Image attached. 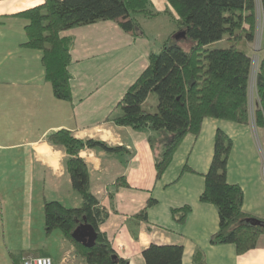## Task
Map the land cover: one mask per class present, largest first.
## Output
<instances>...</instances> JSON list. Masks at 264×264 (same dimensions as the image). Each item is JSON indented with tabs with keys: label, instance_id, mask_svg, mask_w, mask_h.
<instances>
[{
	"label": "crops",
	"instance_id": "crops-1",
	"mask_svg": "<svg viewBox=\"0 0 264 264\" xmlns=\"http://www.w3.org/2000/svg\"><path fill=\"white\" fill-rule=\"evenodd\" d=\"M43 1L0 0V264H21L28 255H48L53 264H85L59 229L49 235L44 230L46 200L66 206L80 202L65 166L67 154L46 140L48 133L60 128L77 138L120 148H83L79 155L88 167L91 192L108 212L99 228L128 264H145L142 251L151 243L182 245V264H264V232L255 247L240 254L232 243L210 244L218 228V212L214 204L199 199L219 128L232 140L226 179L242 188L243 211L264 218V127H256L252 119L238 123L204 118L199 134L182 138L156 179L148 132L106 120L110 112H120L114 109L117 101L147 66L150 51H156L145 32V17H161L166 25L173 24L161 38L162 44L177 29V14L167 0H149L155 14L138 16L139 34L127 33L111 20L61 32L73 39L70 100L54 95L45 78L41 50L24 46L27 20L18 13ZM260 13L259 38L256 6L254 39H240L252 58L251 73L253 56L257 57L254 73L264 56L261 9ZM232 40L226 35L212 45L227 46ZM181 45L189 47L188 41ZM251 81L250 105L254 107L257 96ZM159 147L155 146V152ZM184 165L189 169L182 170ZM116 181L126 184L116 186ZM149 199L154 201L146 206ZM184 206H190V211L180 223L171 210ZM196 252H201V263L194 259Z\"/></svg>",
	"mask_w": 264,
	"mask_h": 264
},
{
	"label": "trees",
	"instance_id": "trees-1",
	"mask_svg": "<svg viewBox=\"0 0 264 264\" xmlns=\"http://www.w3.org/2000/svg\"><path fill=\"white\" fill-rule=\"evenodd\" d=\"M167 2L177 14V29L171 36L178 34L177 38L187 40L189 47L184 48L176 40L173 43L166 40L159 50L150 51L147 66L127 86L114 107L120 112H110L106 117L116 125L148 132V142L154 149L156 179L170 163L182 138L188 133L199 134L204 118L238 123L250 120L252 58L235 40L252 41L256 30L257 0ZM259 4L264 21V0H259ZM140 14H155L149 0H44L18 13L27 20L24 46L41 50L45 78L51 83L54 95L66 100L71 99L68 66L73 39L61 32L111 20L125 32L139 34L142 32ZM226 35L233 39L231 44L211 47ZM253 84L257 104L253 107L252 119L256 127H264V56L254 73ZM152 93L157 97L155 110L143 106ZM46 140L62 147L67 154L65 166L80 202L66 206L58 200H46L43 206L45 234L59 229L85 264H128L116 254L99 228L108 212L91 192L88 167L79 155L83 148L105 151L120 148L97 139L77 138L65 128L48 133ZM157 143L160 147L155 152ZM231 148L232 140L218 128L199 199L214 204L218 212V228L209 243H232L240 254L256 246L264 232V218L243 211L242 188L226 179ZM188 169L184 165L182 170ZM119 184L126 183L115 182L116 186ZM153 201L149 199L146 206ZM189 211L190 206H184L173 208L171 213L181 223ZM182 253V245L176 244L151 243L142 251L145 264H182ZM200 253L194 256L198 263L202 262Z\"/></svg>",
	"mask_w": 264,
	"mask_h": 264
},
{
	"label": "rangeland",
	"instance_id": "rangeland-1",
	"mask_svg": "<svg viewBox=\"0 0 264 264\" xmlns=\"http://www.w3.org/2000/svg\"><path fill=\"white\" fill-rule=\"evenodd\" d=\"M257 39L259 38V35H260V18H261V13H260V4H259V0H257ZM167 17V16H166ZM163 18H153V17H149V16H146L145 17V20H146V29H145V32L147 35H149L151 38H152V42L154 44H156V47L154 46V49L157 51L159 50L161 44L163 41H161V38L164 36V33L166 31V29L170 26L172 27V23L169 22V24L166 25V23L164 21H162ZM167 19V18H166ZM168 20V19H167ZM174 27H176L174 25ZM168 30V29H167ZM177 35V34H176ZM176 36H171L168 35L167 37H165V41L166 40H169L168 42L169 43H173L174 40H176L177 42H179V44H183L184 42H186L187 40L185 39H182V40H179V38H175ZM171 38V39H170ZM255 39V42L254 44H258V40ZM151 42V41H150ZM236 44L240 47V48H244L243 44H242V41L239 39L237 40ZM211 47H216V45H212ZM253 61H254V69L252 70V73H251V76L250 78L252 79L251 83L253 82V78H254V71H255V68H256V61H257V57H254L253 56ZM156 103H157V97L154 93H152L149 98H148V102L147 104L145 105V108L148 107V109L150 110H155L156 108ZM150 106V107H149ZM252 110H253V107L252 105H250V119L253 118V113H252ZM253 120V119H252ZM157 146H158V143H157Z\"/></svg>",
	"mask_w": 264,
	"mask_h": 264
},
{
	"label": "built area",
	"instance_id": "built-area-1",
	"mask_svg": "<svg viewBox=\"0 0 264 264\" xmlns=\"http://www.w3.org/2000/svg\"><path fill=\"white\" fill-rule=\"evenodd\" d=\"M252 88H254L253 83H252ZM21 264H53V261L52 258L48 255H37V256L28 255L22 259Z\"/></svg>",
	"mask_w": 264,
	"mask_h": 264
},
{
	"label": "water",
	"instance_id": "water-1",
	"mask_svg": "<svg viewBox=\"0 0 264 264\" xmlns=\"http://www.w3.org/2000/svg\"><path fill=\"white\" fill-rule=\"evenodd\" d=\"M176 36V38L179 36L178 34L177 35H175Z\"/></svg>",
	"mask_w": 264,
	"mask_h": 264
}]
</instances>
